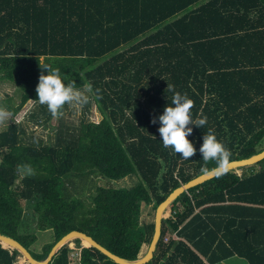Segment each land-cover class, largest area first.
Returning a JSON list of instances; mask_svg holds the SVG:
<instances>
[{
    "label": "trees",
    "instance_id": "trees-1",
    "mask_svg": "<svg viewBox=\"0 0 264 264\" xmlns=\"http://www.w3.org/2000/svg\"><path fill=\"white\" fill-rule=\"evenodd\" d=\"M39 62L59 66L76 90L87 87L101 118L60 121L48 143L19 121L0 129V233L37 260L71 230L136 260L154 230L140 220L142 204L155 209L182 183L264 148V0H0V80L19 91L13 116L34 103L27 120L35 125L53 116L37 99L46 72ZM167 85L192 99L194 118L207 117L193 126L197 151L187 159L163 146L151 122L171 103ZM208 129L226 149L219 163L198 151ZM238 169L166 207L144 264H213L232 255L264 264L257 230L264 219L256 213L264 210V158ZM127 176L134 185H114ZM28 216L35 232L25 228ZM38 230L52 233L41 251L32 248ZM81 241L60 246L48 264H119ZM18 255L0 241V264H17Z\"/></svg>",
    "mask_w": 264,
    "mask_h": 264
},
{
    "label": "clouds",
    "instance_id": "clouds-1",
    "mask_svg": "<svg viewBox=\"0 0 264 264\" xmlns=\"http://www.w3.org/2000/svg\"><path fill=\"white\" fill-rule=\"evenodd\" d=\"M39 66L46 72L41 71L38 77L35 89L37 99L41 104H45L52 114H58V110L66 102L74 101L80 104L86 102L87 96L82 91L75 89L74 83L67 80V75L59 66L40 62ZM167 88L172 92L171 103L165 105L163 111L153 117L151 122L159 123L157 131L163 146H171L175 153H179L180 156L187 159L197 151L193 140L189 139L193 132V126L204 127L207 117L194 118L191 111L192 99L187 94L175 91L168 85ZM198 151L205 162L216 160L219 163L220 158L227 155L223 143L217 139L215 132L211 129L204 133Z\"/></svg>",
    "mask_w": 264,
    "mask_h": 264
},
{
    "label": "rangeland",
    "instance_id": "rangeland-1",
    "mask_svg": "<svg viewBox=\"0 0 264 264\" xmlns=\"http://www.w3.org/2000/svg\"><path fill=\"white\" fill-rule=\"evenodd\" d=\"M86 96L87 100L83 104L76 102H66L59 109L58 114L54 115L49 119L46 123H40L35 125L33 121L27 120V114L35 107L34 103H25L19 112H17L14 116L11 114L10 108L16 106L19 101V91L17 87L10 82L0 80V129L6 126L11 121H19L25 125L26 132L35 136L36 138H42L45 143L51 142L54 139L55 128L57 124L62 121L67 125H75L77 126L81 120H91L98 121L101 118L100 113L96 109L94 103L91 99V93L89 92L87 87L80 89ZM26 112V113H25ZM234 172H241V169H235ZM95 182L99 185H105L106 181L104 179H96ZM115 186H132L136 182V178L134 176H127L123 179L115 181ZM140 220L141 221H153L155 209L152 205H141L140 208ZM169 212L166 210L164 212V216L167 217ZM29 223L25 227L28 231L35 232L36 229L34 227L35 221L32 217L28 216ZM36 242L32 245V248L35 251H41L43 242L52 240V233L50 230L45 231H37L36 232ZM65 244L74 247L76 243L74 239L68 240ZM85 241H81L80 245H86ZM8 247V246H5ZM147 244H144L142 250L140 252V257H142L147 251ZM11 248V247H9ZM26 262L22 253L19 252L17 256V264H22Z\"/></svg>",
    "mask_w": 264,
    "mask_h": 264
},
{
    "label": "water",
    "instance_id": "water-1",
    "mask_svg": "<svg viewBox=\"0 0 264 264\" xmlns=\"http://www.w3.org/2000/svg\"><path fill=\"white\" fill-rule=\"evenodd\" d=\"M263 158H264V148L261 151L255 153V154H253L247 158L230 160V161H228L222 165L216 166V167H214V168H212L206 172H203V173L197 175L196 177L188 180L187 182L182 183L180 186H178L176 189H174L170 194H168L156 206L154 218H153L154 230H153L151 240L148 244L147 251L142 257H139L136 260H126V259H123V258L113 254L112 252L107 250L104 246H102L100 243L95 241L91 236H89L86 233L79 231V230H71L68 233L64 234L61 238H59L54 243V245L50 249L47 257L44 260L35 259L24 246H22L17 240H15L12 237H9V236H6V235H3L0 233V241L4 247L8 246V248L11 247V249H16L20 253H22L24 260L28 264H48L50 262L52 256L54 255V253L56 252V250L60 246L64 245L68 240L76 239V238H80L83 241H85L87 244H89L90 246L97 248L101 253H103L104 255H106L108 258L112 259L116 263H119V264H144V263L148 262L153 256V252L155 250L157 240L160 236L161 220H162V218H165L164 212L166 211V207L178 195H180L183 191L187 190L188 188L193 187L195 185H198V184H200V183H202V182H204V181H206V180H208V179H210L216 175H220V174L225 173L227 171L235 170V169L243 167V166L254 164Z\"/></svg>",
    "mask_w": 264,
    "mask_h": 264
},
{
    "label": "crops",
    "instance_id": "crops-1",
    "mask_svg": "<svg viewBox=\"0 0 264 264\" xmlns=\"http://www.w3.org/2000/svg\"><path fill=\"white\" fill-rule=\"evenodd\" d=\"M32 101L31 100H29V101H27V103H31ZM22 109H24V108H22ZM238 169V168H237ZM238 175L241 173V172H236ZM254 206H256V205H254ZM253 213H255L254 211H253ZM256 213H259L258 214V216H263V218H261V219H264V210H259V212H256ZM253 217L255 218V215H253ZM257 217V216H256ZM258 219H259V217H257ZM244 228L245 227H243V228H241L240 230L241 231H244ZM246 229V228H245ZM253 229H255V226H253L252 228H251V231L253 230ZM232 230V229H231ZM257 230L258 231H264V228H262V227H258L257 228ZM220 234V233H219ZM46 242H48V241H46ZM46 242H43V243H46ZM141 256V255H140ZM213 264H248L247 263V261L244 259V258H242V257H239V256H237V255H232V256H229V257H227V258H225V259H222V260H220V261H217V262H215V263H213Z\"/></svg>",
    "mask_w": 264,
    "mask_h": 264
},
{
    "label": "built area",
    "instance_id": "built-area-1",
    "mask_svg": "<svg viewBox=\"0 0 264 264\" xmlns=\"http://www.w3.org/2000/svg\"><path fill=\"white\" fill-rule=\"evenodd\" d=\"M169 212V211H168ZM168 215H170V212H169V214ZM69 246V245H68ZM83 246V245H82ZM69 247H71V246H69ZM72 248H74V247H72ZM75 264H79V263H75Z\"/></svg>",
    "mask_w": 264,
    "mask_h": 264
}]
</instances>
